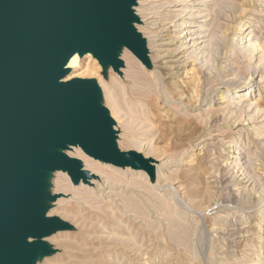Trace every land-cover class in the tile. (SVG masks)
<instances>
[{
	"label": "rangeland",
	"instance_id": "obj_1",
	"mask_svg": "<svg viewBox=\"0 0 264 264\" xmlns=\"http://www.w3.org/2000/svg\"><path fill=\"white\" fill-rule=\"evenodd\" d=\"M137 1L151 68L124 49L121 75L87 54L67 79L97 81L119 147L156 179L67 151L97 179L50 177L48 216L71 229L37 264H264V0ZM193 13L211 18L196 49L181 39Z\"/></svg>",
	"mask_w": 264,
	"mask_h": 264
},
{
	"label": "water",
	"instance_id": "obj_2",
	"mask_svg": "<svg viewBox=\"0 0 264 264\" xmlns=\"http://www.w3.org/2000/svg\"><path fill=\"white\" fill-rule=\"evenodd\" d=\"M137 0H0V264H37L46 241L71 225L48 212L61 197L49 179L66 173L77 185L97 176L67 151L145 171L156 161L118 145L115 120L95 79H67L75 54H91L104 73L125 67L124 49L152 63L137 25Z\"/></svg>",
	"mask_w": 264,
	"mask_h": 264
},
{
	"label": "bare ground",
	"instance_id": "obj_3",
	"mask_svg": "<svg viewBox=\"0 0 264 264\" xmlns=\"http://www.w3.org/2000/svg\"><path fill=\"white\" fill-rule=\"evenodd\" d=\"M201 18H203V19H200L199 17H195L194 13L189 14L188 18L186 19L187 21L184 22V28H183L184 31L182 33L183 35L181 36V39H183L182 44H187V45L191 44L192 47H194L196 49V47H198V46L203 47L204 44L207 42L205 39L208 35H206L205 33H207L210 30L209 29V22L211 21L210 14L208 13L206 15H202ZM177 39H179V38H177ZM127 57L129 60V69L127 70L128 74H129V76H131L132 80H135L138 77L137 62L133 57H131V55H127ZM79 59H80L79 54L78 53L75 54L71 58L69 64L67 65V68L72 69L73 67H75L77 65ZM143 68H145V66ZM235 93H238V91H236ZM233 98H236V97H233ZM102 194H103V192H102Z\"/></svg>",
	"mask_w": 264,
	"mask_h": 264
}]
</instances>
